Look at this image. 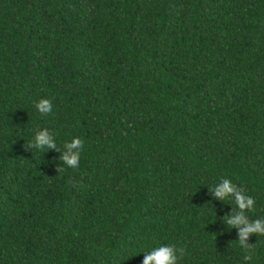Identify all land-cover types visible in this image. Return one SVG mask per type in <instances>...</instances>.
I'll use <instances>...</instances> for the list:
<instances>
[{"label":"trees","instance_id":"1","mask_svg":"<svg viewBox=\"0 0 264 264\" xmlns=\"http://www.w3.org/2000/svg\"><path fill=\"white\" fill-rule=\"evenodd\" d=\"M224 178L264 219V0H0V264H264Z\"/></svg>","mask_w":264,"mask_h":264},{"label":"clouds","instance_id":"2","mask_svg":"<svg viewBox=\"0 0 264 264\" xmlns=\"http://www.w3.org/2000/svg\"><path fill=\"white\" fill-rule=\"evenodd\" d=\"M36 110L44 115L50 114L53 110V103L47 98H42L35 104ZM31 147L42 149L59 150L56 139L47 128H43L35 133L31 141ZM84 141L80 137H73L70 142L64 145V151L61 153V159L65 165L70 168L79 166L81 159V150ZM212 194L220 201H234L238 211L225 217L226 224L236 228L238 232V244L247 253L244 256L245 261L253 259L252 245L248 244V238L252 235L264 236V219L249 221L245 215L246 210H251L255 206V201L251 196L242 193L236 184L230 179L224 178L212 188ZM144 254L142 264H178L183 250L171 244H160L153 247L150 251L141 252ZM140 254V253H139Z\"/></svg>","mask_w":264,"mask_h":264}]
</instances>
